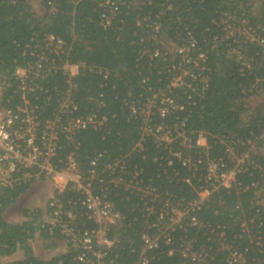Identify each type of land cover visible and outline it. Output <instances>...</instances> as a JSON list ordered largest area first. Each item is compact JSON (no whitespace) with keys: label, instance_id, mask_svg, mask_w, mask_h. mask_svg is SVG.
Returning a JSON list of instances; mask_svg holds the SVG:
<instances>
[{"label":"trees","instance_id":"trees-1","mask_svg":"<svg viewBox=\"0 0 264 264\" xmlns=\"http://www.w3.org/2000/svg\"><path fill=\"white\" fill-rule=\"evenodd\" d=\"M32 2L41 4V13L34 12ZM103 16L109 17V25ZM224 21L247 23L264 35V0H0V108L19 106L15 72L35 61L29 48L41 47L51 35L65 44L58 65H79L80 71L71 78L72 89L69 77L59 69L43 82L42 90L29 95L38 121L55 119L57 99L67 96L68 90L76 107L60 117V125L94 114L106 119L71 140L59 131L53 159L62 169L72 155L88 179L94 169V178L89 179L93 196L121 215V222L107 231L112 245L106 249L93 245L105 254L103 264H138L142 235L156 222L159 209L186 207L205 190H211L210 195L191 214L198 223L191 225L185 217L171 232L170 245L161 242L157 249L144 252L148 264H194L182 256L187 246L202 255L204 264H228L233 253L244 259L236 264H264V103L246 108L244 101L250 90L264 92V49L255 42L227 39ZM191 39L195 41L191 56L203 54L205 59L197 60L199 67L184 65L183 71L198 78L184 77V85L174 87L173 80L183 72L178 69L182 60L178 51L190 47ZM234 48L252 60L250 71H242L240 63L229 57ZM162 94L176 106L164 117L158 110ZM150 102L156 103L151 125L170 130L169 144L144 135L147 125L140 111ZM199 135L206 139V151L195 146ZM230 147L235 156L247 152L249 165L236 174L231 187L214 188L206 180L208 162L220 161L226 171L231 170ZM185 159L190 160L188 165H183ZM32 183L0 187V257L6 264H80L77 259L84 252L68 242L59 226L43 219L52 211L50 200L45 213L23 208L21 223L5 218L6 209ZM146 189L158 195L150 203L154 213L146 211L145 203L152 200L143 197ZM85 198L70 185L58 195L61 217L66 220L64 213H73L77 233L98 228L89 218ZM163 222L168 223V218ZM38 234L54 248L64 242L66 251L38 258L30 245ZM17 252L22 258L9 260Z\"/></svg>","mask_w":264,"mask_h":264},{"label":"built area","instance_id":"built-area-1","mask_svg":"<svg viewBox=\"0 0 264 264\" xmlns=\"http://www.w3.org/2000/svg\"><path fill=\"white\" fill-rule=\"evenodd\" d=\"M77 1V0H75ZM106 25L110 24L109 17L103 16ZM224 21L227 39H233L236 43L239 41H247L257 43L264 49V35L253 30L247 25L228 24ZM228 24V25H227ZM64 42L54 36H47L41 47L35 45L29 48L30 56L35 59L32 63H28L25 67L18 68L15 72L18 80V91L21 93V103L15 110H5L0 108V187H12L13 184L19 182L35 181V178L48 180L55 184V193L50 198L49 208L52 209L49 214V221L52 226H59L62 234L72 243L76 249H81L82 253L77 261L80 264H103L105 254L101 251H96L93 248L94 244L106 249L112 245L107 237L108 229L121 222V215L117 213L113 206L108 202H103L99 197L93 196L91 190L90 180L94 178L95 170L90 171L91 177L85 178L80 170L75 158L70 155L67 159L66 166L58 169L54 164L53 159L57 156V141L59 131L67 135L71 140L72 136L77 132L87 129L90 126L99 127L106 120L105 117L98 118L97 115L82 116L78 118H70L64 125H60V117L70 115L75 109V102L71 98V93L68 90L67 96L57 99L58 108L54 120H50L41 124L38 121L36 109L33 108L29 101V95L42 90L43 82L57 70L61 69L69 79V89H72L71 78L76 76L80 71L79 65L63 64L61 66L57 63V57L64 54ZM188 48L179 49V54L182 55V60L178 65V69L182 70L184 65H197V60L205 59L203 54L197 55L195 58L191 56V49L195 47V41L190 40ZM234 57L241 65L242 71H250L252 69V60L246 58L240 49H230L229 57ZM201 71L204 68H200ZM189 76L193 80L198 76L187 71H183L177 76L172 86L182 87L184 85L183 78ZM201 81L205 82V78ZM191 87V86H189ZM248 91V97L244 100L247 106L252 108L264 103V92L256 90ZM48 93V91H45ZM161 107L158 108L159 113L164 117L171 108H175V102L168 98L166 94L161 95ZM46 103L51 101L50 96L45 99ZM156 106L155 102L146 103L140 111V117L145 121V128L143 129L144 135H153L160 143L169 144L173 141L170 130L162 126L151 125V109ZM136 112V110H134ZM184 136V135H182ZM264 139V135L262 136ZM184 141L187 142L186 137ZM250 143V142H249ZM196 147H200L204 151L207 150L208 145L203 135H199L196 140ZM252 150V148H251ZM230 152L231 162L233 168L226 171V164L220 161L211 160L208 162L206 170V180L213 182L214 188L217 186L231 187L235 181V176L242 170H246L249 162L248 153L245 152L240 156H235L233 148L227 149ZM174 156L180 158V153H174ZM189 159H185L183 165H188ZM199 162L198 164H200ZM91 166H96V160L91 162ZM72 173L71 178L65 187L56 185V179L60 175H69ZM119 179L117 182H120ZM188 181V180H187ZM217 184V185H216ZM70 185L71 189L82 192L86 195L84 206L88 211L89 218L94 221L98 228L94 230H86L84 232H76L75 230V215L71 212H66L64 220L61 216L63 214L62 204L58 201V195L63 193L67 186ZM143 197L148 199L152 198L149 202L145 203L147 213H154L152 204L158 195H155L154 189L143 190ZM211 190H205L200 194L199 200L183 207H162L159 209V216L153 225L147 227L146 232L142 235L144 244L143 253L139 259L138 264H148V259L143 254L147 250L157 249L160 243L165 245L172 243L171 232L177 227L181 226L185 217H189V223L196 225L198 220L196 217H191V214L203 204L205 199L210 195ZM168 218V223L163 221ZM151 230H156L154 234H150ZM92 254L95 258L87 256ZM172 254V252H171ZM182 256L194 264H204L202 255H198L186 247ZM242 255L233 253L227 260L228 264L243 263ZM61 264V263H60Z\"/></svg>","mask_w":264,"mask_h":264},{"label":"rangeland","instance_id":"rangeland-1","mask_svg":"<svg viewBox=\"0 0 264 264\" xmlns=\"http://www.w3.org/2000/svg\"><path fill=\"white\" fill-rule=\"evenodd\" d=\"M32 7L34 12H42L43 7L41 4L32 2ZM71 175V172L69 175H59L56 179V185H62V187H65L66 183L69 181L68 178H71ZM54 190L55 184L53 182L35 178V181H33L30 189L28 190L29 193H27V191L13 205L6 209L4 214L5 218L15 223L23 222L25 219L23 217L22 209L26 207L40 209L45 213L47 211L46 205L55 193ZM43 219L44 221H49L48 215L46 216L45 214ZM30 245L33 248L35 256L42 259H49L57 253H63L66 251L64 242H58V247L54 248L50 240L43 239L39 234L35 236ZM22 256L23 254L21 252H17L15 256L9 260H20ZM6 261L7 260L5 258L0 257V264H6Z\"/></svg>","mask_w":264,"mask_h":264},{"label":"crops","instance_id":"crops-1","mask_svg":"<svg viewBox=\"0 0 264 264\" xmlns=\"http://www.w3.org/2000/svg\"><path fill=\"white\" fill-rule=\"evenodd\" d=\"M27 193H29V191Z\"/></svg>","mask_w":264,"mask_h":264}]
</instances>
